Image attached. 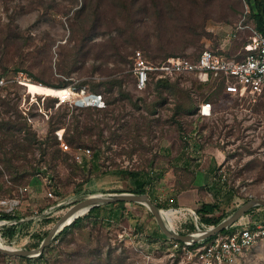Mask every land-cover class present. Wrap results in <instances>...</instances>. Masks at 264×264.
Here are the masks:
<instances>
[{
  "label": "rangeland",
  "instance_id": "obj_1",
  "mask_svg": "<svg viewBox=\"0 0 264 264\" xmlns=\"http://www.w3.org/2000/svg\"><path fill=\"white\" fill-rule=\"evenodd\" d=\"M249 10L245 0H0V71L28 72L43 83L30 85L37 92L85 86L105 101L101 109L78 108L55 106L48 97L42 112L20 87L0 95V122H7L0 125V199L19 198L15 213L22 217L18 227L0 220V241L35 248L36 234L87 195L136 193L130 171L149 172L155 184L144 193L159 201L171 179L192 176L174 160L176 152L193 160L212 147L224 152L218 164L235 196L214 216L264 198L263 101L239 100L192 75L161 85L150 81L140 90L131 70L136 50L153 62L204 49L241 56L254 24ZM203 100L212 102L213 111L201 117L196 110ZM56 130L72 148L88 147L91 154L79 162L73 150L60 147ZM50 189L56 200L47 197ZM44 210L49 223L38 216ZM78 218L42 257L0 252V264H192L162 238L144 203L101 204ZM234 264H264V240Z\"/></svg>",
  "mask_w": 264,
  "mask_h": 264
},
{
  "label": "built area",
  "instance_id": "obj_2",
  "mask_svg": "<svg viewBox=\"0 0 264 264\" xmlns=\"http://www.w3.org/2000/svg\"><path fill=\"white\" fill-rule=\"evenodd\" d=\"M252 33L243 45L241 56L229 55L224 50L204 49L196 56L171 55L163 60L150 61L141 50L134 51L132 55V73L134 84L137 89H145L150 81L160 79L174 80L175 78L192 75L202 83L212 82L220 87L223 94L230 95L239 100L264 102V35L254 25L251 26ZM38 83L28 72L23 70L0 71V95L10 86L22 88L28 97V102L36 105L39 111L44 112L46 100L52 97L55 106H68L78 108H103L105 101L101 93L91 91L85 86H53L58 92L45 94L32 90L30 85ZM213 111L212 102L203 100L196 110L197 116H209ZM55 131L60 147L64 151L74 152L75 158L81 162L82 156H89L91 149L77 146L72 148L63 140L62 131ZM223 164L217 167V175L220 180H225ZM43 176V179L47 176ZM47 186L52 188L51 180L46 179ZM47 197L56 200L59 196L54 190H47ZM21 203L19 198L0 199V209L14 214L15 208ZM51 204L48 208L54 207ZM168 225L179 232L184 229V224L194 222L195 231L189 232L199 234L210 227L199 224V215L194 207L178 206L160 208ZM167 211L173 213L170 222ZM48 210L42 211L38 216H44ZM37 215V214H36ZM21 220V219H20ZM16 223L17 220H6ZM172 246L179 247L184 255L191 260L192 264H234L241 254L257 242L264 240V220L257 223H237L225 233H217L209 238L196 242H182L167 239Z\"/></svg>",
  "mask_w": 264,
  "mask_h": 264
},
{
  "label": "water",
  "instance_id": "obj_3",
  "mask_svg": "<svg viewBox=\"0 0 264 264\" xmlns=\"http://www.w3.org/2000/svg\"><path fill=\"white\" fill-rule=\"evenodd\" d=\"M118 201L125 202H141L144 203L150 212L153 214L155 221L161 232L167 239H174L181 242H196L209 238L222 230L230 227L239 218H241L251 208L261 205L264 206V198L252 197L246 200L243 204L238 206L231 214L223 218L217 224L211 225L204 229L199 234L194 233H180L174 231L161 214V209L151 200L146 193H132V192H118V193H98L95 196L87 195L86 197L71 204L67 210L58 216L56 221L52 224L45 237L42 239L38 247L35 248H16L10 245H1L0 252L7 255H16L23 257H30L39 255L51 243L55 236L72 220L78 217L77 213L81 210L88 211L94 206L101 204H109ZM80 215V214H79ZM1 234V233H0Z\"/></svg>",
  "mask_w": 264,
  "mask_h": 264
},
{
  "label": "crops",
  "instance_id": "obj_4",
  "mask_svg": "<svg viewBox=\"0 0 264 264\" xmlns=\"http://www.w3.org/2000/svg\"><path fill=\"white\" fill-rule=\"evenodd\" d=\"M219 155H221V159L224 161V152L219 148L214 147L205 149V155L203 158L197 157L195 158L197 160H193V158L190 159L189 156L176 152L173 156L174 160L179 162L183 169L191 171L192 176L187 182L183 178L179 177L178 180L175 178L171 179L166 190L168 191L167 195L164 194L161 196L158 202L169 207L190 206L192 208L194 207L195 210L203 202L216 203L218 204V209L221 208L220 204L223 202H233L235 196L234 193L230 190V188L224 185V180L221 181L220 177L216 173L219 165L218 163L220 162L217 159V156ZM169 172H172V169H169ZM152 184L155 183L153 182ZM257 209L261 210H258L257 212L255 210L248 213L246 212L228 228L230 229L237 223H257L260 221V218H262L261 215L264 214V206ZM216 212L213 213L212 216L216 215ZM257 215H260V218H258ZM162 238L164 237L162 236Z\"/></svg>",
  "mask_w": 264,
  "mask_h": 264
},
{
  "label": "trees",
  "instance_id": "obj_5",
  "mask_svg": "<svg viewBox=\"0 0 264 264\" xmlns=\"http://www.w3.org/2000/svg\"><path fill=\"white\" fill-rule=\"evenodd\" d=\"M245 1L249 5V8H250L249 16L254 23L253 24L254 27L261 34L264 35V0H245ZM84 7H85V5L80 6L78 8V11H81V12L84 11L85 10ZM1 71L4 72L6 70H1ZM164 81L168 82V80H166V79H160V80H157L156 83H157V85H161L162 83H164ZM95 92H98V91H95ZM98 109H101V108H98ZM6 123L7 122H0V125L3 126ZM21 129L22 128H19L18 130H21ZM0 145L2 146V143H0ZM128 173L133 178L134 186L136 188V190L134 192H136V193L146 192V189H145L146 186L149 184H152L154 182V180H152L153 177L150 176L149 172H133V171H130ZM151 200L153 202H155V204L159 208L163 207L162 204L159 203L158 201H154V199H152V198H151ZM122 203H124V201H118V202L109 203V204H105V205H115V204H122ZM99 207H101V205L94 206V207L90 208L88 210V212L94 211V210L98 209ZM256 207H263V206H255V207L251 208L250 210H248L247 213L254 210ZM217 210H218V204L203 202L196 209V213L199 215V224L209 226V225L217 224L219 221H221L226 215L212 216V214L215 213ZM12 219L17 220V222L13 223L12 225H15L16 227H18L19 224L21 223L19 221L21 219V216L17 215L16 213L11 214L8 212H0V220H12ZM41 219H44L45 222H48V223L52 221V217H51L50 213L45 214L44 216H42ZM78 222H79V218L77 217L70 224H77ZM69 225L64 226V228L61 230V232L65 231ZM195 229H196V226H195L194 222H187L184 224V229L180 230L179 232L180 233H189V232L195 231ZM159 230H160V228H159ZM228 230H229V228H226V229L222 230L221 233H225ZM47 232H44V234L42 236H39V234H36L38 237V240L34 243L33 246L38 247L40 242L42 241V239L45 237L44 235H46ZM161 235L164 237V240H167L166 236L162 232H161ZM180 243H182V242H180ZM43 254H44V252H41L38 256L42 257ZM20 257H23V256H20ZM26 258H29V257H26Z\"/></svg>",
  "mask_w": 264,
  "mask_h": 264
},
{
  "label": "bare ground",
  "instance_id": "obj_6",
  "mask_svg": "<svg viewBox=\"0 0 264 264\" xmlns=\"http://www.w3.org/2000/svg\"><path fill=\"white\" fill-rule=\"evenodd\" d=\"M31 86H39V87H43V84H38V83H34V84H32ZM84 212V210H81V211H79L78 213H77V215H79V214H82ZM167 218H168V220L171 222L172 221V219H173V213L171 212V211H167ZM6 221V220H5ZM6 223L8 224L9 223V221H6ZM0 244L1 245H6L4 242H1L0 241Z\"/></svg>",
  "mask_w": 264,
  "mask_h": 264
}]
</instances>
